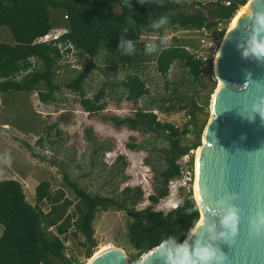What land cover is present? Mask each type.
<instances>
[{
  "label": "trees",
  "instance_id": "trees-1",
  "mask_svg": "<svg viewBox=\"0 0 264 264\" xmlns=\"http://www.w3.org/2000/svg\"><path fill=\"white\" fill-rule=\"evenodd\" d=\"M212 1L204 7L202 2L189 0H0V28L7 27L14 40L13 45L0 42V95L37 93L44 104L57 102L56 94L61 91L56 80L57 71L69 68L60 65L56 47L34 45V42L55 28L51 23V11H60L61 22L57 26L69 30L62 40L73 43L79 61L86 59L80 70L70 71L63 86L80 98L79 104L84 112L90 116L103 113L107 106V92L120 86L126 101L137 106L148 98L149 105L146 109H136L131 117L104 116L102 119L117 129L125 127L167 143V147L158 150L162 167L152 166L153 192L147 197L150 205L143 210H137L145 196L141 187H127L117 194V185L113 196L91 194L65 173L64 185L74 194L76 202L67 198L63 190L54 191L51 183L45 180L36 187L32 204L19 181L1 180L0 225L3 232L0 236V264H75L67 256L69 238L84 239L81 247L89 259L97 247L94 238L97 214L109 210L126 212L130 217L126 237L135 252L134 264L163 243L174 248L182 246L200 220L193 196L192 152L202 146V126L199 127L198 123L200 116L207 113L209 95L217 84L214 61L211 59L206 64L186 50L196 45L195 39L174 37L171 45L162 47L159 42L145 43L142 37L161 36L168 32L199 34L203 29L214 30L219 24L227 26L237 11L249 2ZM228 2L230 5L226 4ZM194 7L200 8L193 13L185 11ZM102 51V63L112 66L114 76L120 69H129L132 73L120 83L105 82L92 97H88L87 81L94 71L99 70L95 60ZM31 59H35L36 68L22 76L31 68ZM150 63L155 64L157 74L164 80V95L152 97L147 79L145 81L141 76L142 69ZM175 64L186 75L178 83L168 78ZM188 86V91L183 89ZM205 90H209L205 101L198 103L199 94ZM155 110L187 114L184 123L176 125L160 121ZM52 128L56 126L49 130ZM56 135H60L57 130ZM87 135L96 143L92 130H87ZM191 136L193 141L189 139ZM37 142L41 145L42 138ZM129 147L133 151L147 150L146 144ZM110 150L100 143L95 152L102 151L103 156ZM186 156H191L188 168L191 181L187 182V194H180L177 208L167 214L156 211L155 206L169 196L170 184L181 178L180 161ZM117 163L120 165V182H123L127 163L123 157H119Z\"/></svg>",
  "mask_w": 264,
  "mask_h": 264
},
{
  "label": "rangeland",
  "instance_id": "rangeland-1",
  "mask_svg": "<svg viewBox=\"0 0 264 264\" xmlns=\"http://www.w3.org/2000/svg\"><path fill=\"white\" fill-rule=\"evenodd\" d=\"M189 1H199L205 5L204 7H207L210 0ZM204 7L202 9L206 11ZM199 8L194 7L185 11L193 13ZM60 22L61 12L52 10V25L55 28H62L57 26ZM174 37L195 39L196 44L197 42L200 43L201 40L200 34L190 31L184 33L168 32L161 36H143L142 41L149 44L159 42L163 47L171 45V39ZM222 41L223 39L220 40V43H215L210 49L203 48L202 45L200 48L215 62ZM0 42L9 45L14 44L13 36L7 27L0 28ZM103 56L104 52L102 51L95 60L100 68L98 71H94L87 81L88 97H92L105 82L120 83L127 74L132 73L129 69H120L118 74L114 76L112 66L103 65ZM85 62L86 59L81 58L80 64ZM70 71V69L64 68L57 76L56 80L61 86V91L56 94L57 102L53 104L42 103L37 93L10 92L0 95V180L19 181L23 185L27 199L32 204H34L36 187L45 180L51 183L54 191L63 190L67 198L76 202L74 194L64 185L63 176L65 173L91 194L113 196L116 194L117 185H119L117 194L127 187H141L145 196L137 206V210L145 209L150 205L147 197L152 194L154 187L152 166L158 169L162 167L163 163L158 150L167 147V143L163 139L151 135H142L125 127L117 129L111 123L105 122L102 117H131L136 109H146L150 100L145 98L137 106H134L124 98L123 88L114 86L112 90L107 92L105 111L97 116H90L80 106V98L63 86L70 76ZM141 76L145 81L147 79L152 97L164 95V80L157 74L154 63L147 65V68L145 65L141 71ZM185 76V71L178 64H175L172 66L168 78L170 81L178 83ZM218 85L217 81L215 88L209 95L207 113L200 116L199 119V127L202 126L201 144L203 143V133L211 118L212 97ZM183 89L188 91L190 86ZM210 89L211 85L209 84ZM209 90L199 94L198 103L202 104L205 101ZM155 113L160 121L176 125L183 124L187 114L186 112L160 113L157 110ZM3 126H8L10 130H7V127L2 128ZM54 126H56L55 129L49 130ZM56 130L59 131V136L56 135ZM87 130H92L93 137L97 139L96 143L89 139ZM40 138H42L41 145L37 142ZM189 139L193 141L194 137L191 136ZM100 143H103L104 148H111L109 152L105 151L103 156L102 151L95 152L99 149ZM133 144H146L147 150L133 151L129 147ZM196 153L197 151L192 152L194 161L193 192ZM119 157H123L127 163L124 173L126 179L123 182H120V165L117 163ZM190 158L191 156H186L181 160L183 167L189 168ZM147 161H150L151 164ZM178 186L177 183L170 185V196L155 206L156 211L167 214L177 208L179 195L187 194L189 189L187 184L183 190ZM129 222L130 217L126 212L115 210L98 212L94 223V238L97 247L94 249L93 256L102 248L115 246L123 248L127 253L129 264H134L135 252L131 249L126 237ZM2 231L3 227L0 225V235ZM83 243V238H69L66 242L67 256L73 259L75 264H87L93 257L89 259L86 257V251L81 247ZM145 255L141 257L138 264L141 263Z\"/></svg>",
  "mask_w": 264,
  "mask_h": 264
},
{
  "label": "water",
  "instance_id": "water-1",
  "mask_svg": "<svg viewBox=\"0 0 264 264\" xmlns=\"http://www.w3.org/2000/svg\"><path fill=\"white\" fill-rule=\"evenodd\" d=\"M247 6L215 57L220 86L195 165L200 220L180 248L163 243L140 264H179V249L191 264L202 249L213 254L208 264H264V0ZM87 264L129 262L110 246Z\"/></svg>",
  "mask_w": 264,
  "mask_h": 264
},
{
  "label": "built area",
  "instance_id": "built-area-1",
  "mask_svg": "<svg viewBox=\"0 0 264 264\" xmlns=\"http://www.w3.org/2000/svg\"><path fill=\"white\" fill-rule=\"evenodd\" d=\"M226 4L230 5V2ZM65 19H67V16H65ZM230 22L228 23L227 26L219 24L218 27L214 30L203 29L202 31L199 32L201 39L200 43L197 42V44L194 47L189 46L186 48V50L189 53H191L195 58L200 59L207 64L211 59L206 55V52L202 50V48H200V46L202 45L203 48L206 47L210 49L214 46L215 43H220V40L224 39L222 34H226L229 30ZM68 32L69 30L67 28H54L48 34L39 37L37 40H35L34 45H48V46L56 47L60 55V62H59L60 65L64 67H68L70 70H80L81 64L79 61L77 49L75 48V46L71 41L67 39L62 40V38L66 34H68ZM30 61L32 65L31 68L24 74H21L22 76L27 75L36 68L37 64L35 59H31ZM61 72L62 71L59 70L57 71V74L59 75ZM20 78L21 76L18 77V79ZM180 165H181V178L174 180L172 183H177L179 185L178 188H183L187 184V182L191 181V173L189 169L183 167L182 161H180ZM170 194H171V190H170Z\"/></svg>",
  "mask_w": 264,
  "mask_h": 264
},
{
  "label": "clouds",
  "instance_id": "clouds-1",
  "mask_svg": "<svg viewBox=\"0 0 264 264\" xmlns=\"http://www.w3.org/2000/svg\"><path fill=\"white\" fill-rule=\"evenodd\" d=\"M257 50L260 51L261 49L258 48ZM178 255L182 258L179 261V264H191L190 258L186 255V250L179 249ZM212 255L213 254L208 249H202L199 252L201 264H208L209 260L212 258Z\"/></svg>",
  "mask_w": 264,
  "mask_h": 264
},
{
  "label": "bare ground",
  "instance_id": "bare-ground-1",
  "mask_svg": "<svg viewBox=\"0 0 264 264\" xmlns=\"http://www.w3.org/2000/svg\"><path fill=\"white\" fill-rule=\"evenodd\" d=\"M248 8V6L246 5V6H244V7H242L240 10H238V12L236 13V15H235V17L231 20V22H230V27H229V31L230 30H232V29H234L235 28V26L237 25V23H238V21H239V19L241 18V16L243 15V13L246 11V9ZM216 62V61H215ZM220 86V85H219ZM214 97V96H213ZM213 99V98H212ZM203 142H204V134H203ZM199 151H200V148L197 150V153H196V166H197V161H198V154H199ZM194 194H195V196H196V178H195V183H194ZM202 222V219H201V221H200V223ZM102 249H104V248H102ZM102 249H100V250H102ZM99 250V251H100Z\"/></svg>",
  "mask_w": 264,
  "mask_h": 264
},
{
  "label": "crops",
  "instance_id": "crops-1",
  "mask_svg": "<svg viewBox=\"0 0 264 264\" xmlns=\"http://www.w3.org/2000/svg\"><path fill=\"white\" fill-rule=\"evenodd\" d=\"M4 127H7V128H8L7 130H10V128H9L8 126H3L2 128H4ZM0 181H1V180H0ZM2 232H3V231H2ZM1 235H2V233H1ZM1 235H0V236H1Z\"/></svg>",
  "mask_w": 264,
  "mask_h": 264
}]
</instances>
